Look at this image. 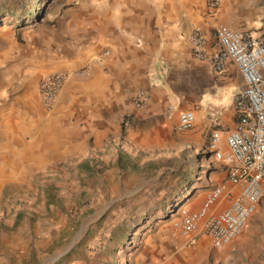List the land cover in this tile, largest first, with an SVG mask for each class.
<instances>
[{
  "label": "crops",
  "instance_id": "0c3cea01",
  "mask_svg": "<svg viewBox=\"0 0 264 264\" xmlns=\"http://www.w3.org/2000/svg\"><path fill=\"white\" fill-rule=\"evenodd\" d=\"M209 2L59 0L63 8L52 21L38 26L32 36L27 33L29 80L4 116L12 149H38L42 142L86 153L115 148L116 160L119 153L126 158L124 146L190 150L207 164L177 206L197 207L219 184L227 187V203L233 196L229 190L237 188L226 180L225 162L214 158L208 144L218 134L219 148L225 150L223 136L238 119L233 99L244 84L233 62L217 73L210 61L197 58L189 37L199 29L203 50L211 54L217 48L218 22L254 36L264 29L237 0L221 7L218 3L213 10ZM80 69L87 73L72 75ZM52 72L69 76L55 104L47 108L38 82ZM138 94L143 98L139 103ZM184 111H192L194 120L182 130L178 122ZM198 245L212 247L203 236Z\"/></svg>",
  "mask_w": 264,
  "mask_h": 264
},
{
  "label": "rangeland",
  "instance_id": "374dc122",
  "mask_svg": "<svg viewBox=\"0 0 264 264\" xmlns=\"http://www.w3.org/2000/svg\"><path fill=\"white\" fill-rule=\"evenodd\" d=\"M237 1L264 29V0ZM62 8L59 0H0V264H264V194L222 249L190 248L172 235L169 213L207 164L199 153L124 146L120 165L115 148L12 149L4 116L29 80L27 33Z\"/></svg>",
  "mask_w": 264,
  "mask_h": 264
},
{
  "label": "built area",
  "instance_id": "2783aa9c",
  "mask_svg": "<svg viewBox=\"0 0 264 264\" xmlns=\"http://www.w3.org/2000/svg\"><path fill=\"white\" fill-rule=\"evenodd\" d=\"M218 0H210L214 9ZM217 48L211 54L203 50L204 35L195 29L189 41L195 56L210 61L215 72L221 73L228 61L233 62L242 77L243 88L233 99L238 114L235 128L223 136L225 150L219 148L221 137L214 134L208 149L218 161L226 165V180L237 188L227 203L223 202L225 184L211 187L200 199L197 207L180 204L169 213L171 233L194 248L203 236L214 249H222L234 240L254 213L264 194V34L257 36L218 22L214 27ZM85 69L72 75H85ZM68 74L52 72L38 82V92L47 108H51ZM142 94H138L139 103ZM194 114L184 111L179 115V129L192 126Z\"/></svg>",
  "mask_w": 264,
  "mask_h": 264
},
{
  "label": "trees",
  "instance_id": "16d2710c",
  "mask_svg": "<svg viewBox=\"0 0 264 264\" xmlns=\"http://www.w3.org/2000/svg\"><path fill=\"white\" fill-rule=\"evenodd\" d=\"M58 1V0H57ZM29 14V13H28ZM28 17H30V18H35V15H28ZM123 156H122V154L121 153H119L118 154V157H117V160H116V162L118 163V164H120V165H123Z\"/></svg>",
  "mask_w": 264,
  "mask_h": 264
}]
</instances>
